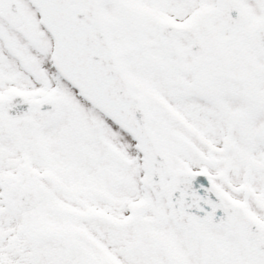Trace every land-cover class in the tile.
Instances as JSON below:
<instances>
[{
	"label": "snow or ice",
	"instance_id": "obj_1",
	"mask_svg": "<svg viewBox=\"0 0 264 264\" xmlns=\"http://www.w3.org/2000/svg\"><path fill=\"white\" fill-rule=\"evenodd\" d=\"M0 264H264V0H0Z\"/></svg>",
	"mask_w": 264,
	"mask_h": 264
}]
</instances>
